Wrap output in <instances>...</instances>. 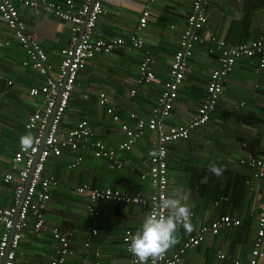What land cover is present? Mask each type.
<instances>
[{
  "label": "crops",
  "instance_id": "0c3cea01",
  "mask_svg": "<svg viewBox=\"0 0 264 264\" xmlns=\"http://www.w3.org/2000/svg\"><path fill=\"white\" fill-rule=\"evenodd\" d=\"M74 1L81 6L82 0ZM192 3L193 0H155L152 3L150 0H105V14L97 24L95 37L140 38L156 61L157 80L132 97L130 92L138 76L143 52L119 48L110 55L97 56L80 72L62 126L70 130L79 120H88L98 139L110 147L118 146L124 135L119 125L114 124L99 106L101 92L108 94L122 119L127 120L130 112L149 117L161 94L162 84L171 79V64ZM148 4L151 16L147 27L140 30L139 21ZM206 10L209 17L207 33L213 32L229 44L239 45L264 38V0H208ZM20 14L28 25L30 37L41 45L49 62L57 67L62 59L60 51L69 46V27L60 19L40 12L22 8ZM210 48V43L195 47L169 124H185L196 116L207 95L211 74L219 67V57L216 52L209 54ZM259 59L257 56L239 60L225 80L217 113L211 122L199 129L191 140L168 146L169 196L178 189L187 194L183 203L193 214L190 233H197L202 226L221 216L233 215L242 220L240 227L223 228L215 236L208 235L200 246L184 254L180 264H231L218 259L220 251L232 259L245 261L251 255L264 178H255V169L242 164L241 159L264 156V69H259ZM28 60L13 31L0 15V167L10 161L13 149L19 147V135L14 131L31 113L36 101L29 96V90L44 83L43 76L23 65ZM8 81L13 84L10 86ZM86 95L88 99H85ZM150 136L139 141L132 152L119 154L123 164L120 169L109 168L104 160H96L92 150L86 148L76 154L65 151L61 157L49 160L46 172H53L59 186L53 191L49 203L48 225L72 228L78 234L75 256L70 264H86L94 259L96 252L101 253L102 264H130L131 255L122 235L126 229L134 235L141 228L146 211L134 205L101 202L98 205L99 219L93 220L87 212L86 197L79 195L76 188L87 184L152 196L155 191L141 179L153 152ZM5 143L8 145H2ZM77 155L86 160L77 168L68 169ZM174 161L179 162L176 167ZM213 163L222 169L221 175L209 171V165ZM205 177L207 182H202ZM11 198V192L5 189L1 205L11 206ZM90 226L96 227L99 234L92 250L86 251L80 240L85 238V232H90ZM190 233L181 226L177 233L178 243L169 251L175 252L182 247ZM55 248L49 226L39 236L25 233L16 264H50Z\"/></svg>",
  "mask_w": 264,
  "mask_h": 264
},
{
  "label": "built area",
  "instance_id": "2783aa9c",
  "mask_svg": "<svg viewBox=\"0 0 264 264\" xmlns=\"http://www.w3.org/2000/svg\"><path fill=\"white\" fill-rule=\"evenodd\" d=\"M154 1L150 0L151 3ZM104 2L105 0H82L81 6H77L74 0H0V15L29 57L23 65L30 66L44 78V83L40 87H32L29 90V96L36 99L35 111L27 125L29 130H36L34 145L27 151L20 146L10 165L0 167V202L4 199L5 189L11 192L13 200L11 206L0 203V264H16L20 243L25 233L39 236L47 227V211L53 197L52 192L59 185L54 176L46 175L51 158L61 157L65 150L77 151L79 143L90 144L95 158L106 159L120 169L123 164L119 160V154L132 152L136 143L151 134L150 141L156 155H151L148 170L141 174V179L148 182L155 191L152 196L145 197L123 189L92 188L87 184L79 186L77 192L86 197L87 212L93 220L99 219L98 205L101 202L134 205L144 209L146 216L153 212L159 214L162 211L161 198L169 196L168 146L177 141L189 140L198 128L210 121L222 96L225 80L239 60L259 56L260 67L264 68L263 37L252 42L232 45L213 32L207 33L208 0H193L179 48L171 64L169 72L171 79L162 84L161 94L151 111L150 118L142 119L136 113H131L129 118L132 125L125 123L116 113V107L108 94L101 92L98 95L99 106L104 108L115 123L121 124V130L126 136V140L120 143L118 149H111L104 142L92 139L93 128L87 120L79 121L72 130L63 131L61 124L76 91L79 74L88 67L91 59L110 55L119 48L131 52L144 49V42L136 36L129 39L119 36L95 37L97 24L105 14ZM22 8L58 18L69 27V46L60 51L62 59L57 67L49 62V57L41 45L30 37L28 25L20 14ZM150 16L151 9L148 4L139 21L140 30L147 27ZM206 43L212 44L209 54L217 53L219 67L211 74L207 95L198 109L197 116L186 124L171 125L168 120L173 115L180 86L184 83L189 70V60L194 57L195 47ZM155 63L150 52L146 51L133 84L134 88L130 92L132 97L141 88L156 82ZM0 78L2 79L1 76ZM8 84L12 85L13 82L8 81ZM88 98L86 95L85 99ZM82 161L79 157L76 165ZM241 163L255 169V178L259 180L264 178V156H249L241 159ZM261 195V211L249 259L247 261L232 259L220 251L217 254L219 260L231 264H264V191ZM163 211L167 214L166 210ZM241 224V220L233 215L221 216L202 226L197 233L187 235L182 247L175 252L168 251L156 264H180L184 254L200 246L208 235L215 236L223 228H235ZM89 230L93 237L98 236L99 231L96 227L90 226ZM50 232L56 242L55 256L50 264H70L75 255L69 239V235L71 237L72 234L64 233L57 225H51ZM132 236L133 232L126 229L123 236L126 249ZM85 247H91L89 238ZM129 254L130 264H137L136 258ZM101 258V253L96 252L94 259L87 264H101ZM148 264H152L151 259Z\"/></svg>",
  "mask_w": 264,
  "mask_h": 264
},
{
  "label": "clouds",
  "instance_id": "9594fccd",
  "mask_svg": "<svg viewBox=\"0 0 264 264\" xmlns=\"http://www.w3.org/2000/svg\"><path fill=\"white\" fill-rule=\"evenodd\" d=\"M217 109H218V106L216 108V111L211 115L210 121L206 125L202 126L201 128L207 126L211 122L212 116L217 113ZM131 113H136V112H130L129 115ZM197 114H198V110H197ZM197 114H196V116H197ZM138 117L141 118L139 115H138ZM79 121H82V120H79ZM123 121H126V120H123ZM190 121H188V122H190ZM201 128H198L194 132V134ZM194 134H193V136H194ZM192 137L189 140H191ZM34 139L35 138L32 136L31 133L22 136L20 138L21 148L25 151L31 149L34 145ZM189 140H181V141H189ZM96 141L104 142L101 139H96ZM177 142H180V141H177ZM177 142H175V143H177ZM137 144L138 143H136V145ZM90 150H92V149L90 148ZM65 151H67V150H65ZM122 154H126V153H122ZM150 154L154 156V155H156V152H152ZM162 154L163 153L161 152V155ZM92 155H93V151H92ZM77 159L72 161L73 164H71V167L73 169H75L81 165V163L76 165ZM100 160H105V159H100ZM110 165H111L110 168H116L112 165V163H110ZM168 170H169V167H168ZM209 171L212 172L213 174L217 175V176L221 175V173H222V169L220 167H218L215 163L209 165ZM202 182H207V177H205L204 181H202ZM77 188H76V192H77ZM92 188H95V187H92ZM99 189H103V188H99ZM114 189H121V188H114ZM123 190H125V189H123ZM187 198H188L187 194L182 193V190H179V189L175 190L170 196L161 198L160 208L162 209V211L159 214L153 212V213L148 214L145 217V219L141 225V228L139 230H137L136 233L128 241L129 246H128L127 251L129 253H131L136 258L137 264H148V261L150 259L152 261V264H156V262L158 260L163 259L165 257V255L167 254V252L178 243L177 233H178L181 226L188 233H190L193 230V225L191 223V215H192L191 210L186 203H183V201H186ZM109 203H111V202H109ZM116 204H119V203H116ZM163 210H166L167 214H165V212ZM241 222H242V220H241ZM240 226H238V227H240Z\"/></svg>",
  "mask_w": 264,
  "mask_h": 264
},
{
  "label": "trees",
  "instance_id": "16d2710c",
  "mask_svg": "<svg viewBox=\"0 0 264 264\" xmlns=\"http://www.w3.org/2000/svg\"><path fill=\"white\" fill-rule=\"evenodd\" d=\"M146 51H148L147 49H146V44H144V49L142 50V51H139V52H143V55H144V53L146 52ZM150 55H151V53H150ZM152 56V55H151ZM91 60H93V59H91ZM78 81V80H77ZM71 102V101H70ZM70 104V103H69ZM116 109L118 110V108L116 107ZM117 110H116V113L118 114V112H117ZM34 111H35V105L32 107V110L30 111L31 113H29L24 119H22L23 121H21L20 122V125L17 127V129H15V131H14V133H16V134H18L19 135V138L17 139V137H12V138H14L15 140L17 139V141H18V143H19V147H20V138L22 137V136H24V135H26V134H29V133H31L32 134V136L34 137L35 136V133H36V130H29L28 129V127H27V125H28V123H29V119H30V116L34 113ZM107 115V114H106ZM109 116V115H108ZM121 116V115H120ZM150 116H151V113H150V115H149V117H147V118H144V117H141L142 119H149L150 118ZM110 118H111V120H112V117L111 116H109ZM121 119H122V116H121ZM82 120H85V119H82ZM122 120H125V119H122ZM112 122L114 123V124H117V125H119V127H120V129H121V124H119V123H115L113 120H112ZM125 123H127V124H129V125H132V121L129 119V117L127 118V120L125 121ZM133 125H134V122H133ZM76 127V125L74 126V127H72V128H70V130H72V129H74ZM61 130H66V128H65V126H62V124H61ZM67 131H69V130H67ZM122 131V130H121ZM93 137H92V139H94V140H96V139H98L97 137H96V133H95V130L93 129ZM123 133V132H122ZM123 135H124V133H123ZM15 136V135H14ZM5 138H11L10 136H7V137H5ZM11 138V139H12ZM6 140V139H5ZM126 140V136L124 135V139L121 141V142H124ZM106 144H107V142H105ZM108 145V144H107ZM120 144H118V146H119ZM90 144H83L82 145V143H79V148H78V150L77 151H71V152H75V154L76 153H78V152H80L82 149H84V148H86V149H88V150H90ZM109 146V145H108ZM118 146L116 145V146H114V147H110L111 149H114V150H116V149H118ZM18 147V148H19ZM14 149L13 150V154L11 155L12 157H11V159H10V161L12 160V158H13V156L15 155V152H17L19 149ZM78 157H81L82 158V162H81V164H83L84 163V161L86 160L83 156H81V155H77V157L74 159V160H76ZM95 158V157H94ZM96 160H97V158H95ZM73 160V161H74ZM100 160V159H99ZM8 162L6 165H3L2 167H7L8 165H10V163L11 162ZM104 162L105 163H108V166H109V168H110V163L111 162H109L108 160H104ZM71 164H73L72 163V161H71V163H69V165H68V169H73L72 167H71ZM49 169H51V167L49 168ZM148 170V169H147ZM52 171H48V173H46V175L47 176H53L52 175ZM58 184H59V182H58ZM59 186V185H58ZM53 191H56V189H54ZM52 195H53V192H52ZM47 226H49L50 227V229H51V226L50 225H48L47 224ZM59 228H60V226H59ZM45 229V228H44ZM64 233H67V232H70L71 234H72V236L70 237V235H69V239L71 240V244H72V248H73V250H74V247H76V244H75V240L77 239V236H78V234H76V232H75V230L74 229H72V228H69V229H62V228H60ZM50 234H51V232H50ZM85 238L84 239H81L80 241H81V245H82V248L84 249V250H86V251H90V250H92V247H93V244H94V242H95V240H96V238L97 237H93L92 235H91V232H89V231H87V232H85ZM124 234H125V232H124ZM191 234V233H190ZM187 235H189V234H187ZM186 235V236H187ZM122 236H124V235H122ZM88 238L90 239V241H91V247L90 248H86L85 247V243L87 242V240H88ZM54 240V239H53ZM74 254H75V250H74ZM75 256V255H74ZM92 260H93V258H92ZM101 260V264H102V262H103V260H102V258L100 259ZM87 264V263H86Z\"/></svg>",
  "mask_w": 264,
  "mask_h": 264
},
{
  "label": "rangeland",
  "instance_id": "374dc122",
  "mask_svg": "<svg viewBox=\"0 0 264 264\" xmlns=\"http://www.w3.org/2000/svg\"><path fill=\"white\" fill-rule=\"evenodd\" d=\"M259 69H264V68H261L260 67V59H259ZM6 137V136H5ZM2 145H8V144H2ZM4 148H8L9 146H3ZM10 149H11V147H10ZM14 150V149H13ZM150 150V149H149ZM150 152V151H149ZM147 156H148V154H146ZM179 164V162H177V161H174V163H173V165H174V167H176L177 165ZM105 249V248H104ZM104 251H106V249L104 250Z\"/></svg>",
  "mask_w": 264,
  "mask_h": 264
},
{
  "label": "water",
  "instance_id": "95a60500",
  "mask_svg": "<svg viewBox=\"0 0 264 264\" xmlns=\"http://www.w3.org/2000/svg\"><path fill=\"white\" fill-rule=\"evenodd\" d=\"M62 91H63V89H62ZM25 193H26V191H25ZM24 195H25V194H24ZM23 198H24V197H22V201H23ZM22 201H21V202H22ZM19 207H20V206H19ZM12 233H13V231H12Z\"/></svg>",
  "mask_w": 264,
  "mask_h": 264
}]
</instances>
